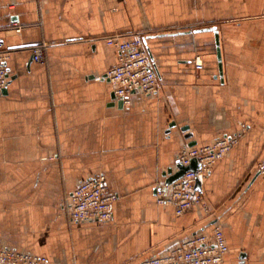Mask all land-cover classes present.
I'll use <instances>...</instances> for the list:
<instances>
[{
    "label": "crops",
    "instance_id": "0c3cea01",
    "mask_svg": "<svg viewBox=\"0 0 264 264\" xmlns=\"http://www.w3.org/2000/svg\"><path fill=\"white\" fill-rule=\"evenodd\" d=\"M213 27L221 76L214 32L198 31ZM134 33L158 89L119 106L104 39ZM0 40L1 247L48 264H140L218 225L223 264H264V0H0ZM236 134L200 178L203 205L178 216L156 202L183 147ZM98 175L117 196L112 219L73 221L69 196Z\"/></svg>",
    "mask_w": 264,
    "mask_h": 264
},
{
    "label": "built area",
    "instance_id": "2783aa9c",
    "mask_svg": "<svg viewBox=\"0 0 264 264\" xmlns=\"http://www.w3.org/2000/svg\"><path fill=\"white\" fill-rule=\"evenodd\" d=\"M16 31H20L19 28ZM108 45H114L118 51L117 62L106 77L112 85L114 95L123 105L131 104L135 93L151 95L158 89V75L145 45L142 34L134 33L129 37L120 35L104 39ZM45 45L32 49L35 62L44 60ZM7 53L0 51V95L8 83L6 69ZM201 67V63H196ZM239 134L219 137L213 143L203 147H183L178 154L179 163L187 166L197 159L200 167L196 171L186 172L170 186L159 189L156 202L159 205H172L176 215H182L195 206L203 205L201 194L195 189L197 179L208 174L213 165L221 160L237 144ZM258 173L264 175V161L257 164ZM169 190V192H168ZM117 196L105 185L104 175H98L82 181L68 198V215L76 222L105 223L112 219L113 204ZM228 246L220 226H214L211 235H195L171 249L167 254L150 257L140 264H223ZM0 264H48L45 257L19 252L0 246Z\"/></svg>",
    "mask_w": 264,
    "mask_h": 264
},
{
    "label": "water",
    "instance_id": "95a60500",
    "mask_svg": "<svg viewBox=\"0 0 264 264\" xmlns=\"http://www.w3.org/2000/svg\"><path fill=\"white\" fill-rule=\"evenodd\" d=\"M198 31H213L215 35V43H216V54H217V59L219 63V75H222V65H221V56H220V47H219V37H218V31L216 28H208V29H199ZM0 45H2V40H0ZM149 54V53H148ZM151 58V55H149ZM152 60V59H151ZM8 76V75H7ZM122 101H119V106H122ZM172 126V125H170ZM187 128L184 127L182 130L185 131ZM195 143H190L189 146H193ZM177 171L172 172V169H168L165 173L167 175L165 179V187L172 185L175 183L177 180H179L186 172L188 171H196L199 167L200 164L197 159H193L191 163L187 166L182 165L181 163L177 164ZM196 190H200V179H197L196 185H195Z\"/></svg>",
    "mask_w": 264,
    "mask_h": 264
}]
</instances>
